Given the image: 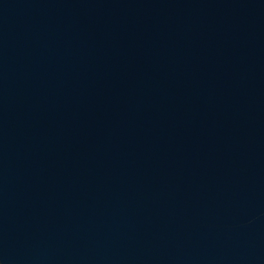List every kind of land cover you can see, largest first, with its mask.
Here are the masks:
<instances>
[{
    "label": "water",
    "instance_id": "water-1",
    "mask_svg": "<svg viewBox=\"0 0 264 264\" xmlns=\"http://www.w3.org/2000/svg\"><path fill=\"white\" fill-rule=\"evenodd\" d=\"M0 264H264V0H0Z\"/></svg>",
    "mask_w": 264,
    "mask_h": 264
}]
</instances>
